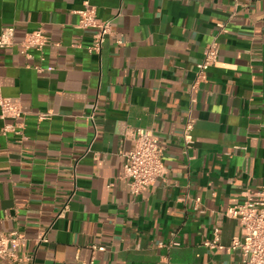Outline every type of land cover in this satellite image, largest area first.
Masks as SVG:
<instances>
[{
	"label": "crops",
	"instance_id": "0c3cea01",
	"mask_svg": "<svg viewBox=\"0 0 264 264\" xmlns=\"http://www.w3.org/2000/svg\"><path fill=\"white\" fill-rule=\"evenodd\" d=\"M85 7L111 22L99 53L78 26ZM219 23V61L194 88ZM10 27L0 94L25 117L4 135L0 108V233L23 234L32 260L0 264H242L227 213L264 186V0H0V34ZM38 29L48 43L29 58L21 43ZM130 129L159 136L166 167L137 197ZM216 233L225 249L206 246Z\"/></svg>",
	"mask_w": 264,
	"mask_h": 264
},
{
	"label": "built area",
	"instance_id": "2783aa9c",
	"mask_svg": "<svg viewBox=\"0 0 264 264\" xmlns=\"http://www.w3.org/2000/svg\"><path fill=\"white\" fill-rule=\"evenodd\" d=\"M79 15L78 26L80 29H95L96 34L92 45L89 47L90 53H99L107 38L112 37L113 31L111 22H98L97 10L95 7H85L77 12ZM228 33V26L225 23L217 25V33L205 50L203 60L196 65V83L205 82L208 79L209 70L219 61L221 36ZM15 29L13 27L5 29L0 34V48H10L15 46ZM48 43L43 29H38L30 33L21 43L22 53L27 57H32L30 51L42 53ZM118 44H123L119 39ZM41 71L42 68L38 67ZM1 117L8 120L2 133L20 134L24 127V112L19 102L3 97L0 94ZM50 114L42 115L46 119ZM89 120L94 123V116ZM194 128L191 120L183 133L184 140L190 144L193 142L192 130ZM128 135L134 141V148L125 153V163L123 165V176L129 180L131 194L134 197L146 192L150 187L165 179L166 167L163 162L164 148L159 136L148 129H130ZM68 205L60 214L67 212ZM228 216L237 220L240 225L241 237L234 240L230 249H240L243 253L242 264H264V186L257 190L246 189L235 201V205L229 209ZM39 243L47 242L45 235L38 239ZM26 237L18 231L11 233H0V261L26 262L32 260L25 256H20L19 251L25 247ZM210 248L225 249L219 243V236L216 233L212 242H206ZM101 246H92L93 253L104 251ZM95 264L93 257L88 263Z\"/></svg>",
	"mask_w": 264,
	"mask_h": 264
}]
</instances>
